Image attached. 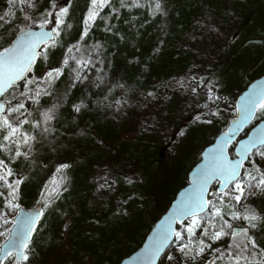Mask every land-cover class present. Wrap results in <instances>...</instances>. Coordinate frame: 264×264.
I'll return each instance as SVG.
<instances>
[{
	"label": "trees",
	"instance_id": "1",
	"mask_svg": "<svg viewBox=\"0 0 264 264\" xmlns=\"http://www.w3.org/2000/svg\"><path fill=\"white\" fill-rule=\"evenodd\" d=\"M34 2L40 11L50 7V0ZM155 2L123 0L124 5L136 4L129 8L110 0L97 9L83 35L90 0H69L67 5L55 0L68 7L61 39L47 60L38 57L30 76L61 66L67 46L77 41L92 49V63L88 78L75 87L65 66L51 85L52 94L40 97L43 106L56 97L62 101L51 131L37 136L27 158L5 159L13 170L9 179H21L14 203L30 208L36 200L43 207L27 264H120L142 245L188 183L202 149L228 126L238 95L264 74L257 43L258 37L264 39V0H161L165 11L153 15ZM7 10V0H0V16ZM13 18L31 24L13 10L0 21V49L19 32L8 24ZM238 76L241 83L232 86L230 79ZM210 79L226 81L236 95L219 119L198 123L200 107H211L202 88ZM23 90L20 86L17 98ZM28 101L31 113L37 105ZM81 101L76 111L72 105ZM60 158L71 163L60 168ZM64 173L71 183L59 191L55 181ZM4 184L0 181V193L5 192L0 209L9 205Z\"/></svg>",
	"mask_w": 264,
	"mask_h": 264
},
{
	"label": "snow or ice",
	"instance_id": "2",
	"mask_svg": "<svg viewBox=\"0 0 264 264\" xmlns=\"http://www.w3.org/2000/svg\"><path fill=\"white\" fill-rule=\"evenodd\" d=\"M62 3L67 5L69 0H62ZM109 3L110 0H90L91 7L88 8L83 35L87 34L88 21H95L97 18L99 14L97 9ZM7 5L8 10L0 16V21L13 15V10L22 13L26 22L31 21V24L25 23L18 29L20 35L14 41L0 49V149L8 153L11 159L16 160L21 156L27 158L31 154L30 151H22L21 146L26 145L31 150L38 135L42 137L51 131L49 124L55 119L56 110L62 102L59 97H56V102L50 107L43 108V110L37 109L41 119L29 120L28 116L31 113L25 106L24 100L27 99L39 105L41 96L51 95V85L63 75L64 68L70 66V61L76 64V67L71 69L73 80L80 82L86 80L88 77L86 74L82 75V71L89 68L92 61L90 59L86 61L83 57L77 59L80 48V42L77 41L67 46L68 55L63 57L61 66L49 68L40 76H29L28 73L33 71L37 58L47 60L48 51L59 43L60 26L65 24L62 17L67 16L68 7L57 6L55 0H50V7L43 11H40L38 3L34 0H7ZM121 6L131 8L136 4L124 5L121 0ZM112 11L116 12L117 9L112 8ZM164 11L161 0H156L152 7L153 15ZM34 16L39 18L34 19ZM36 24L40 26L39 30L33 27ZM53 24L55 27L51 26ZM109 31H111L110 28ZM41 47L43 51L40 50ZM74 52L75 56L72 55ZM97 79L102 80L103 78L98 76ZM29 85H35V90ZM20 86L24 90L19 91V98H17L13 93L18 91ZM71 86L75 87V83ZM245 100L247 103L241 101L243 107L238 109L244 112L243 119H256V109H259L260 118L264 119V88L249 93ZM81 104L83 101L80 104H73L72 107L79 111ZM216 114L219 115V112ZM26 124L33 129H38L39 132L25 130L24 125ZM231 140L232 137L229 136L224 143H231ZM244 143L243 140L237 141V144ZM236 156V159L230 160L224 148L217 146L213 163L198 174L196 184L177 206L173 217L181 223L184 222L182 217L185 216L191 220V223L185 224L188 237H191L197 228H201L210 241L220 240L224 236L230 237L227 247L222 246L221 249L214 250L217 253L228 254L225 264H264V247L249 231L250 228L258 230L262 226L264 213L249 211L248 208H245L243 212L236 210V205L243 196L264 193V168L261 167V164H264V134L248 140L246 147L237 152ZM257 158L261 163L256 162ZM246 160L248 165L245 164ZM66 167H68L67 164L60 165V168ZM12 176V168L7 166L5 159H0V181H5L2 186L6 191L10 190V196L6 202L11 207L18 208L19 205L14 201L19 192L21 179L12 181L9 179ZM212 180H216L220 187L213 190L212 199H209L207 186ZM205 212L206 217L202 215ZM41 215H43V210L29 211L18 216L15 230L9 232L11 239L7 240L5 247L0 248V264H3L4 259H8L9 264H27L31 256L30 238L36 231L35 226ZM225 216H230L233 220L242 218L247 222V226L234 228L232 222L225 219ZM205 219L206 223H202ZM173 236L179 241L187 238L182 231L172 228L171 223L168 222L166 228L153 238L154 242L145 251L148 264H157L162 255H166L168 264H172L176 258L170 252H166V246ZM241 236L242 239L237 240V237ZM176 248L184 257L195 258L196 255L211 248V244L201 238L195 249H188L183 242L177 243ZM217 259L224 260L225 256L219 254ZM212 264H216V261H212Z\"/></svg>",
	"mask_w": 264,
	"mask_h": 264
},
{
	"label": "rangeland",
	"instance_id": "3",
	"mask_svg": "<svg viewBox=\"0 0 264 264\" xmlns=\"http://www.w3.org/2000/svg\"><path fill=\"white\" fill-rule=\"evenodd\" d=\"M60 1H62V0H60ZM8 24H10L9 26H10L11 30H15V29L17 30L21 26H23V22L17 20V18H13V20H8ZM1 26L2 25L0 23V31H1ZM257 43L259 45H261V47H262L261 52L264 55V39H262V37H258ZM78 51H79V56H77V59L83 57L87 61L91 58L92 49L89 46H85L84 44H82L80 46V48L78 49ZM72 55L75 56L76 53L74 52V53H72ZM66 67L68 69V72H70V75H71L70 81L72 83H75L76 81L73 80L72 73H71V69L76 67L75 62L70 61V66H66ZM86 70H87V68L83 69L82 75H84L86 73ZM232 79H230L231 80L230 82H232V86H233V82H235L234 84L239 85L242 81V77L240 78L239 76L237 78H234V80H232ZM219 83L220 82L215 81V79H210L202 85V88L204 90V94H205L206 98L209 99L211 102V107H208V108L207 107H200L202 115L200 116L199 119H197L196 122L206 124L207 121H214V120L219 119L220 118L219 115L226 112L228 104L230 103V100L233 97H235V95H236L235 90H229V87L231 85H226V81L223 84H219ZM17 93L18 92L16 91L13 93V95H16ZM27 101H28L27 99L24 100L26 107H27V105H26ZM51 105L52 104H49V106L48 105L43 106V105L39 104V105L35 106V108L32 109L33 112H31V115H29V117H28L29 120H31L33 118L41 119V117L37 113V109L40 108L41 110H43V108H48ZM30 107H31V105H28V109ZM218 108H223V111H220V112L216 111ZM217 112H219V115L216 114ZM10 115H12V114H10ZM258 115L259 116H257L258 118L254 124H256L258 120H261L260 112L258 113ZM196 125H198V124H196ZM196 125L194 123L193 128H195ZM24 129L27 131H30V132L35 130L30 125H27V124L24 125ZM249 129L245 131L244 135L249 132ZM174 142L175 141H173V140L170 141L171 155H173L174 151L176 150L175 149L176 145ZM21 148H22V151H30L26 145L21 146ZM0 150H1V152H0L1 157H3L4 159L10 157L8 153L4 152L2 149H0ZM231 151L233 152V148L231 149ZM69 161L70 160H67L66 158H60L59 159V163H61V164L69 165L71 163V161L70 162ZM256 162L261 163L259 158L256 159ZM246 165H248V163ZM261 167L264 168V164H261ZM253 174L255 175V173H253ZM55 183L58 186V188L60 189V190L59 189L58 190L62 191L66 188V186H68L71 183L70 182V176H68L64 173L58 177V179L55 181ZM215 188H217V184L213 187V189L210 193V199H212V192ZM2 196L4 197V195H2ZM36 202L37 201L35 200V203L32 205V207L38 205ZM236 206H237L236 210L241 211V212H243L245 208H248L249 211H253V210L257 211V212H260L261 210L264 211V193H259L255 196L245 195L242 197L241 201ZM19 207L13 208L10 205H4V204L1 206V209H0V239L3 236H6V238L8 237L10 229L14 223V217L17 214ZM32 207H30V208H32ZM225 219H228L229 221H231L234 228L240 227V226L241 227L247 226V222L245 220H243L242 218L238 219V220H233L232 217L225 216ZM188 223H191L190 219L187 220L186 223H184L182 225L181 229H179V231H182L184 233V236L187 238L182 239V241H179L176 239V241L174 242L172 247L169 248V250L167 251V252H170L176 258L175 260L172 261V264H206L207 261H210V260L216 261V264H225L226 259H224V260L217 259V256L219 254L225 255L226 253H217L214 250L215 249H221L222 246L227 247L228 242L230 240V237L224 236V237H221L220 240L210 241L205 236V234L201 228H197L195 230V232L193 233V235L191 237H188L187 236V230L185 228V224H188ZM202 223H206V219L203 220ZM261 225L262 226L258 230L250 228L249 231L256 236L257 242L259 244H261L262 247H264V221L261 222ZM201 238L205 239L206 242L210 243L211 248H208L205 250V252L200 253L199 255H196L195 258L184 257L181 253H179V251L176 248L177 243L183 242L188 247V249H190V250L195 249L196 246L199 244V241ZM240 239H242V236L237 237V240H240ZM159 264H168V260H167L166 255L163 256V258L161 259Z\"/></svg>",
	"mask_w": 264,
	"mask_h": 264
},
{
	"label": "water",
	"instance_id": "4",
	"mask_svg": "<svg viewBox=\"0 0 264 264\" xmlns=\"http://www.w3.org/2000/svg\"><path fill=\"white\" fill-rule=\"evenodd\" d=\"M33 27L36 30H39V28H40V26H33ZM18 35H20L19 32L17 33L14 40L17 38ZM40 50H42V47ZM34 65H33V68H34ZM31 73H32V71L30 73H28V75L30 76ZM17 83L19 84V82H17ZM261 88H264V74L255 78L254 80H252L249 83V85L238 95L236 102H235L236 112H235V115L233 116V118L231 119L230 123L228 124V126L215 137L213 142L209 143L208 145H206L203 148V150L201 152L200 160L191 168V170L188 173V183L185 186H183L177 192L176 197L171 202V204L169 205L167 210L153 224L150 232L146 236L142 245L137 250H135L133 253H131V254L127 255L125 258H123L122 261L120 262V264H148L147 256L145 255V251L154 242L153 238L156 237L158 233L162 232L166 228L168 222L171 223L172 228L178 230V228L181 224H183L184 222L189 220V218L187 216L182 217L184 222L181 223L179 220H176L173 217V212L177 209V206L181 203V201L186 198V194H188L190 192V190L193 188V186L196 184V181L199 178L198 174L200 172H202L204 169L211 166V164L213 163V157L215 155V148L217 146H221L224 148V150L228 154V158L230 160L236 159L237 158L236 153L240 152L244 147H246V143L248 140L252 139L255 136L264 134V119L258 120L257 123L254 124L256 122L257 118L245 120V119H243L244 112L241 110H238V109H241L243 107V104L241 103V101H244L245 103H247L245 98L248 97L249 93H252L254 90L259 91ZM258 110L259 109H256V117L258 114ZM248 129H249V132L244 135L245 131ZM229 136L232 137L231 143H224L225 139L228 138ZM240 140L245 141V143L244 144H237V141H240ZM233 145H235V147H233ZM232 148H233V152L231 151ZM247 162L248 161L246 160L245 164ZM216 184H217V188L220 187L219 183L216 180H212L209 182V185L207 186L209 189L208 198H209L211 190L213 189V187ZM41 210H43V207L41 205H36L32 208H25V207L21 206L18 209V212L14 217V223H13V226L11 227L10 232L15 230L16 224L18 223V216L19 215L27 213L29 211L39 212ZM205 213H202V215ZM41 217H42V215L38 217V222L40 221ZM38 222H37V224H38ZM37 224H36V226H37ZM32 237H33V234L30 238L31 241H32ZM8 239H11V237L9 235L5 239V241L1 244L0 248L5 247ZM174 240H175V236H173L172 239H170L167 242L166 252L171 247ZM163 256L164 255H162L161 258L157 261V264L160 263ZM206 264H212V261L211 260L207 261Z\"/></svg>",
	"mask_w": 264,
	"mask_h": 264
}]
</instances>
